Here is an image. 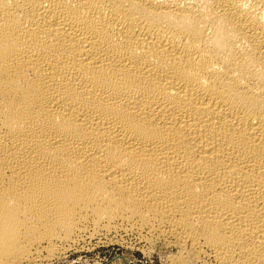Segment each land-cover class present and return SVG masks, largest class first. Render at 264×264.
<instances>
[{"label":"bare ground","instance_id":"bare-ground-1","mask_svg":"<svg viewBox=\"0 0 264 264\" xmlns=\"http://www.w3.org/2000/svg\"><path fill=\"white\" fill-rule=\"evenodd\" d=\"M88 229L264 264V0H0V264Z\"/></svg>","mask_w":264,"mask_h":264},{"label":"rangeland","instance_id":"rangeland-1","mask_svg":"<svg viewBox=\"0 0 264 264\" xmlns=\"http://www.w3.org/2000/svg\"><path fill=\"white\" fill-rule=\"evenodd\" d=\"M147 232L118 231L107 235L101 232L92 236L88 229V233L86 231L81 240L64 244L59 250L55 249L50 257H46V252L42 251L40 261L30 264H179L178 247L156 234ZM195 262L191 261L190 264H209L207 261Z\"/></svg>","mask_w":264,"mask_h":264}]
</instances>
